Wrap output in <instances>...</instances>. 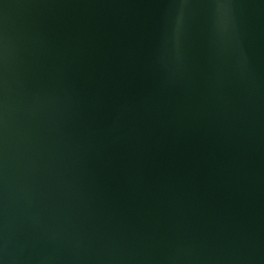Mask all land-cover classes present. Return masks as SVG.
<instances>
[{"label": "water", "instance_id": "1", "mask_svg": "<svg viewBox=\"0 0 264 264\" xmlns=\"http://www.w3.org/2000/svg\"><path fill=\"white\" fill-rule=\"evenodd\" d=\"M0 264H264V0H0Z\"/></svg>", "mask_w": 264, "mask_h": 264}]
</instances>
